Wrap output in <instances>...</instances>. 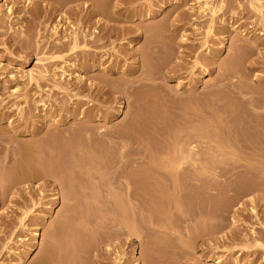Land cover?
Here are the masks:
<instances>
[{
    "label": "rangeland",
    "instance_id": "obj_1",
    "mask_svg": "<svg viewBox=\"0 0 264 264\" xmlns=\"http://www.w3.org/2000/svg\"><path fill=\"white\" fill-rule=\"evenodd\" d=\"M260 5L0 0V264H264V123L225 177L182 171L179 208L145 176L189 125L178 104L264 122ZM127 195L139 236L112 222Z\"/></svg>",
    "mask_w": 264,
    "mask_h": 264
},
{
    "label": "bare ground",
    "instance_id": "obj_2",
    "mask_svg": "<svg viewBox=\"0 0 264 264\" xmlns=\"http://www.w3.org/2000/svg\"><path fill=\"white\" fill-rule=\"evenodd\" d=\"M257 1L259 3V0ZM203 4L207 5V1ZM100 6L103 7V5ZM252 6L254 5L252 4ZM202 8V10H204L206 7ZM262 8H264L262 5L255 8L261 16ZM97 12H99V10H97ZM215 12L216 9H211L212 15ZM75 38L74 36V41ZM75 47L77 46L75 45ZM205 71L206 68H203V72ZM28 80H34V77L30 74L28 75ZM189 89L188 87L187 90ZM217 103L218 98L215 101V105L210 109V118L205 122L202 121L205 109L202 111L197 102L191 100L184 104L176 105L173 108L174 112L176 111L180 115L183 113L186 114L185 116L187 117L185 119L189 122L188 127L185 125L186 122H176L174 128L177 133L175 137L170 141L168 140L167 143L170 145V150L158 156H150L148 158V162L157 164L159 171L156 173L153 171L145 173V176L151 174L154 180L167 179L169 181V185L165 188L166 193L168 190V197H173L170 198L173 202L169 199L167 200L165 204L168 209L179 208L177 199L183 193L179 181L182 171L188 170L193 173V180L196 178L195 175H202L203 173L225 177L226 174L231 173V171L238 166V153L245 147V139L240 137L241 132L247 131L248 134H251L257 130L258 126H262L264 123L261 113L254 108V105L248 104L237 109L217 107ZM125 146L126 144L123 142L121 147ZM122 159L121 156L118 159L120 164L122 163ZM160 171L162 172L160 173ZM97 174L100 175L99 173ZM71 175L72 174L69 173L67 177ZM36 177L37 176L29 172H22L19 176V178L23 180ZM197 181L202 180L196 179V182ZM68 182L69 185H72V180ZM215 184L216 181L205 180L204 186L209 190ZM128 199L134 206V209L120 206V219H112V222H115L113 223L114 225L126 228L128 233L139 236L138 226L135 224L132 213L138 208L141 201L138 196H128ZM251 210L253 209L251 208ZM132 256L134 257V252H132ZM44 262L45 259L43 258L39 263L44 264Z\"/></svg>",
    "mask_w": 264,
    "mask_h": 264
}]
</instances>
